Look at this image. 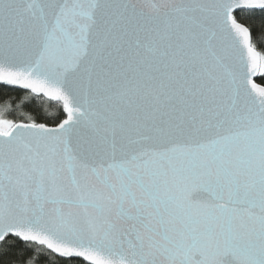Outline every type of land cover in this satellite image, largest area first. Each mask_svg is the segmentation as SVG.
<instances>
[{
    "label": "snow or ice",
    "instance_id": "snow-or-ice-1",
    "mask_svg": "<svg viewBox=\"0 0 264 264\" xmlns=\"http://www.w3.org/2000/svg\"><path fill=\"white\" fill-rule=\"evenodd\" d=\"M264 0H0V264H264ZM264 47V42H262Z\"/></svg>",
    "mask_w": 264,
    "mask_h": 264
},
{
    "label": "trees",
    "instance_id": "trees-1",
    "mask_svg": "<svg viewBox=\"0 0 264 264\" xmlns=\"http://www.w3.org/2000/svg\"><path fill=\"white\" fill-rule=\"evenodd\" d=\"M253 39L258 48L264 50V47H262L264 36H261L258 24L254 26ZM257 82L264 84L260 78H257ZM6 102H10L13 106V110L7 114L9 118L23 119L26 116H32L37 121L52 123L54 117L59 114L58 106L43 98H37L25 92L0 86V104ZM39 264H67V262L42 255ZM73 264H79V261H75Z\"/></svg>",
    "mask_w": 264,
    "mask_h": 264
},
{
    "label": "water",
    "instance_id": "water-1",
    "mask_svg": "<svg viewBox=\"0 0 264 264\" xmlns=\"http://www.w3.org/2000/svg\"><path fill=\"white\" fill-rule=\"evenodd\" d=\"M2 87H6V88H10V89H14V90H18V91H21V92H25V93H28L30 94L27 90H23V89H19V88H16V87H11V86H3V85H0ZM32 95V94H30ZM34 96V95H32ZM34 97H37V96H34ZM37 98H43V97H37ZM44 100H46L45 98H43ZM47 101V100H46ZM49 102V101H48Z\"/></svg>",
    "mask_w": 264,
    "mask_h": 264
}]
</instances>
